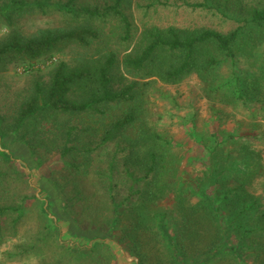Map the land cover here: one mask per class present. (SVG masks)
<instances>
[{
    "label": "rangeland",
    "instance_id": "rangeland-1",
    "mask_svg": "<svg viewBox=\"0 0 264 264\" xmlns=\"http://www.w3.org/2000/svg\"><path fill=\"white\" fill-rule=\"evenodd\" d=\"M111 1L78 0V3L102 6ZM195 3H207L219 14L195 8L192 6ZM124 6L135 33L128 52V46L118 41L121 33L118 20L108 18L100 29V40L93 41L90 48L67 47L63 54L47 61L46 66L41 65L40 72L26 74L22 68L10 67L0 73V117L12 123L22 105L37 90V85H41V89L48 88L63 62L71 69L79 68L84 58L97 65L108 52L116 51L119 65L114 72V87L121 90L130 82L123 69L125 58L137 47V40L145 29L207 27L229 32L239 25V21L251 19L252 8L264 6V0H126ZM87 25L85 20L73 22L63 13L44 15L35 12L17 19L10 28L29 38L40 31ZM94 25L100 27L98 23ZM12 33L7 27L0 26V42ZM248 55L249 58L242 59L236 69L229 64L222 66L209 87L194 74L175 85L152 77L141 81L151 84L144 88L143 98L137 103L105 105L100 109L101 113L92 115L38 118L28 136L21 141L13 135L4 137L8 127L0 125V152L6 151L13 159V163H8L0 157V204H26L30 215L27 223L20 227L18 236L9 234L0 242V264L39 263L36 252L20 256L26 245L34 241L41 226L40 203L36 200L52 209V218L64 217L59 193L52 182L59 180L62 183V176L67 177L63 183L73 181L70 164L83 163L87 157L93 159L98 169V152L88 155L87 149L97 146L105 127L123 119L129 112L135 113L136 122L120 141L127 144L136 136H144L142 138L152 139L154 145H166L175 160L173 184L167 185L164 193L150 206L152 211L145 216V222L142 219L140 225L136 223V231L132 225L131 228L127 223L122 225L123 222L116 230L107 224L110 228L106 242L97 244L77 264H176L161 240L156 220H160L161 229L168 228L171 235L182 236L193 228L192 221L184 224L180 221L185 212L195 214V210L203 223L202 237L209 245L217 238L215 226L219 229L220 249L208 264H264V84L260 93L247 90L245 85V78L250 79L256 71L252 69L254 63L264 59V39L250 49ZM235 77H242V80L236 82ZM238 89L247 90L245 102H235L230 97ZM214 90H219L220 94L215 96ZM85 97L83 93L79 95V98ZM66 120L75 127V133L78 130L81 134L78 143L72 144L75 151L70 154L64 152L65 138L59 123ZM114 149L111 144L100 150L105 151V155L106 150L114 152ZM97 183L103 188L102 181ZM129 191L122 187L115 196L125 198ZM98 195L100 197L101 192ZM106 197V193L101 195L95 210L108 213ZM238 203L242 206L240 209L246 207L244 211L232 207ZM210 204L215 207L214 211L210 210ZM68 222L69 231L83 233L72 220ZM87 223L91 228H100L96 220ZM86 235L91 236L90 233ZM68 236L71 238L69 233ZM189 241L191 239L184 238L183 244L187 243L190 255Z\"/></svg>",
    "mask_w": 264,
    "mask_h": 264
},
{
    "label": "trees",
    "instance_id": "trees-1",
    "mask_svg": "<svg viewBox=\"0 0 264 264\" xmlns=\"http://www.w3.org/2000/svg\"><path fill=\"white\" fill-rule=\"evenodd\" d=\"M125 2L126 0H112L102 6H87L78 3V0H0V26L14 32L0 42V73L8 71L10 67L22 68L26 74L40 72L41 65L46 66L47 61L63 54L67 47L79 45L90 48L93 41L100 40V29L106 25L108 18L118 20L121 29L118 41L123 46H128V52L135 40V33L125 12ZM192 6L208 10L214 15L219 14L218 10L207 3H195ZM35 12L44 15L48 12L63 13L75 23L85 20L88 25L49 29L29 38L10 28L17 19ZM249 15L251 19L239 21V25L229 32L207 27L145 29L138 38L139 41L137 40V47L125 58L123 69L130 82L121 90L114 87V72L119 65L116 51L108 52L104 56V62L102 60L97 65L84 58L79 68L71 69L63 62L51 78L48 88L41 89V85H37V90L22 105L12 123H7L6 118L0 117L1 127H8V131L3 128V135H13L21 141L28 136L30 127L38 118L57 115L75 117L84 113L92 115L101 113L99 111L105 105L137 103L143 98L144 88L151 84L141 81L152 77L175 85L186 76L194 74L209 87L222 66L229 64L236 69L242 59L249 58L248 51L264 39V6L253 7ZM222 17L224 18L223 14ZM96 23L100 27L92 26ZM107 38L111 40L110 37ZM252 69L256 71L250 79L245 78V85L247 90L249 88L251 92L260 93L264 84V59L254 63ZM241 78L235 77L234 80L239 82ZM238 90L233 91L230 97L235 102H245L247 90ZM78 93H83L86 97L79 98ZM213 94L218 96L220 91L214 90ZM135 122V113H127L123 119L104 128L97 146L87 149L88 155L98 152V169L93 159L87 157L83 163L75 161L70 164L73 181L63 183L67 177L62 176V183L59 180L52 182L59 193V204L64 217L58 220L52 218V209L45 208V203L36 200L40 203L41 226L34 241L26 245L20 256L36 252L40 257L38 264H77L79 259L90 254L97 244L106 242L110 227L116 230L123 222L122 225L127 223L130 228L132 225V229L136 231V223L140 225L142 219L145 222V216L152 211L150 206L164 193L167 185L173 184L175 160L166 145H154L152 139L142 138L144 136H136L127 144L120 141V137ZM59 123L63 131L62 137L65 138L64 152L70 154L75 151L72 144L78 143L81 134H78V130L74 132L75 127L70 124V120ZM111 144L115 148L114 152L106 150L104 155L105 151L100 149H107ZM0 157L8 163H13L12 157L6 151H1ZM98 180L102 181L103 188L99 187ZM122 187L129 188V194L125 198H118L115 194ZM99 192L101 195L107 194L108 213L94 209L95 204L101 201ZM232 207L242 211L246 208L240 209L242 206L239 203ZM206 209L209 210V207ZM214 209L210 204V210ZM197 212H185L180 223L192 221L190 224L193 229L182 236L171 235L168 228L161 229L160 220H156L159 223L161 240L176 264H186L185 260L189 261L187 264H208L218 254L221 241V238H218L219 229L215 226L217 238L209 245L207 239L202 237L203 223ZM29 218L26 204H0V242L9 234L18 236L20 227L27 223ZM68 220H72L84 234L69 231ZM92 220H96L99 229L89 226L87 222ZM28 231L33 233L32 230ZM184 238L191 239L190 255L187 243L183 244ZM182 255L184 258H181Z\"/></svg>",
    "mask_w": 264,
    "mask_h": 264
}]
</instances>
